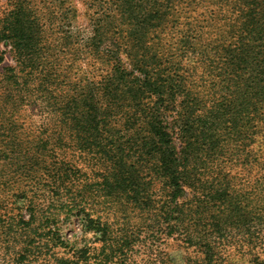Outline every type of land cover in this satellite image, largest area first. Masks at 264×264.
<instances>
[{"label":"trees","instance_id":"trees-1","mask_svg":"<svg viewBox=\"0 0 264 264\" xmlns=\"http://www.w3.org/2000/svg\"><path fill=\"white\" fill-rule=\"evenodd\" d=\"M93 1L95 7H105L101 13L110 17L107 24L115 27L112 35L118 36L107 35L100 23L93 29L89 44L99 65L106 66L93 68L100 76L88 85L91 87L84 91L86 97L75 99L67 95L58 123L63 127L69 124V130L60 128L47 136L34 132L29 147L18 152L12 149L11 156L0 155V180L10 175L8 172L19 177L7 179L3 190L16 188V198L20 201L10 213L0 214V246L3 244L7 249L10 245L19 246L15 251L10 249L11 255L7 254L9 252L4 255H10L11 264L126 261L134 243L142 240L141 233L147 228L143 227L138 236L126 229H114L106 215L110 206H116L124 214L132 210L151 221L150 232L156 235L152 241L159 240V233L165 232L169 237L177 236L183 243L203 248L198 259L186 257L183 264H220L213 261L216 237L219 239L222 229L243 225L247 213L241 208L237 194H233L226 175H220L223 171L218 170L214 176L206 167L224 151L214 153L211 147L217 146L212 139H201L197 126L195 130L192 128L198 118L193 119L192 85L187 81L196 79L197 64L209 67L208 63L213 62L200 46L201 39L208 35L206 28L222 43L217 44L214 54L226 55L222 63L228 68L232 65L233 74L240 70L249 75L246 80L254 86L249 96L241 98L240 109L236 114L233 112V117L227 120L224 112L216 123L230 124L228 129L236 135L238 119L246 113L247 126L253 130L246 140L254 142L257 134L254 129L264 114V0ZM22 17V12L18 11L4 20L3 30L14 57L23 60L28 57V61L35 64L36 45L31 43L32 39L24 37ZM168 18L172 24L170 31L176 34L166 42L171 43L170 40L179 35L176 50L182 54L192 51L200 57L186 77V70L181 71L179 67L181 60L175 59V55L172 59V45H167L165 38L158 35L165 32ZM122 27H127L126 36L118 32ZM151 31L155 37L148 38L146 32ZM129 43H133V47L141 45L142 52L135 51ZM163 61L168 62L169 68ZM200 80L203 81L202 76ZM109 98L128 102V107L133 105L137 110L147 107L151 116L141 127L138 149L132 146L127 153L124 150L113 153V143H105L99 136L104 128V117L109 113L97 101ZM108 103L106 101V106ZM53 109L58 112L55 105ZM81 114L83 121L77 119ZM170 115H174L175 129L166 126ZM130 118L126 121L128 126ZM75 130L78 134L92 133L85 137L74 136ZM11 134L10 140L8 134V139L1 142L15 144V129ZM173 134L181 141L179 149ZM72 149L95 156L102 166L99 181L80 182L71 160L66 158ZM129 152L134 154L131 165ZM7 158L9 162L1 163ZM70 220L79 225V232L72 239L62 235L63 223ZM165 258L167 261L159 258L154 264L171 262L170 257Z\"/></svg>","mask_w":264,"mask_h":264},{"label":"rangeland","instance_id":"rangeland-1","mask_svg":"<svg viewBox=\"0 0 264 264\" xmlns=\"http://www.w3.org/2000/svg\"><path fill=\"white\" fill-rule=\"evenodd\" d=\"M94 3L96 2L93 0H0V155L11 156L12 149L18 152L23 151V147H29L28 142L31 141L34 132L47 136L54 134L60 128L63 131L69 130V124L63 127L58 123L61 119L60 108L65 105L67 95L74 96L75 99L86 97L87 92L84 91H87L91 87L88 85L100 76L94 73L93 68L104 69L106 66L102 63L99 65L100 61L94 57L95 54L89 44L93 29L100 23L107 35L115 33V27L111 28L107 24L110 17L106 18L107 14L101 13L105 7L97 2L100 5L97 8ZM18 11L24 16L22 17L24 37L32 39L31 43L36 45L35 55L38 58L34 59L35 64L30 63L28 57L24 60L14 57L12 47L7 42V33L3 30L5 26L2 22L10 19ZM107 13L110 12L107 10ZM170 20L168 18L169 24L165 32L158 28V31L162 32L158 35L165 38L167 45H172V59L175 55V59L181 60L179 67L181 71L186 70V77L191 68L195 67L193 63H196L200 57L192 51L184 55L176 50L179 48L177 47L179 35L170 40L171 43L166 42L176 34L170 31L172 25ZM178 22H182L181 18ZM204 30L208 35L201 39L200 46L209 54L213 62L208 63L209 67L197 64L196 79L187 81L192 85L190 90L193 100L191 110L194 112L193 119L198 118L197 125L193 122L192 128L195 130L197 126V133H202L201 139H212L217 146L211 147L214 153L218 150L224 151L222 156L218 159L215 157L216 159L214 158L206 167L214 176L218 170L223 171L220 175H226L233 194H237L241 208L247 213L243 225L222 229L221 234L218 235L219 239L216 237L217 241L214 245L217 249L213 261L220 264H254V262L264 264V114L263 117H259L261 121L254 129L257 134L252 143L246 140L247 136L253 133L250 128L252 131L250 134L247 126L249 117L246 113L238 119L239 134H232V130L228 129L230 124L222 126L216 123L224 112L227 113V120L229 116L233 117V112L236 114L240 109L241 98L249 96L254 86L252 82L246 80L249 75H244L240 70L233 74L231 71L233 66L230 65L228 68L222 63L226 55L222 52L214 54L217 44L222 43L215 34H210L206 28ZM118 32L126 36L127 27L119 28ZM146 33H149L148 38L155 37L153 31ZM129 45L133 47V43ZM141 47L137 44L133 49L140 53ZM163 64L169 68L168 62L163 61ZM30 71L37 72L30 73ZM201 76L203 81L200 80ZM231 77L233 80H229ZM100 93L102 96V91ZM95 97L98 98L99 95L96 94ZM106 101L109 102L108 106L105 104ZM106 101H97L98 105L109 113L104 117L105 123L102 125L104 128L101 129L99 136L105 143H113L111 148L113 153L123 150L127 153L132 146L134 150L138 149L139 135H142L141 127L151 116L147 107L137 110L133 105L130 108L128 102L119 99L109 98ZM53 105L58 112H55ZM80 113L81 110L77 116ZM173 116L166 118V126L175 129L174 124L172 125L176 123ZM129 117L131 118L128 126L126 121ZM77 119L84 120L82 114ZM14 129L16 143L1 142L8 139V134L10 140ZM69 133L74 135L73 131ZM91 133L78 134L75 130L74 136L85 137ZM238 135L239 138L236 137ZM173 141L179 149L181 141L176 134H173ZM72 150L66 158L68 161L71 160L69 162L72 163V168L80 182L99 181L98 175L102 171V166L95 160V156L88 151ZM129 156L131 165L134 162V154L129 152ZM9 159L1 160V163L6 164ZM8 173L10 175L0 180V214L3 216L20 204L16 198V188L3 190L7 179H19L13 172ZM106 220L114 229L121 228L136 232L135 236H138L139 231L142 232L143 227L147 228L141 233L142 240L134 243L132 253L126 261L114 262V264H154L159 258L167 261L166 255L171 258V262L166 264H183L186 257L196 260L201 255L200 251L202 252L203 248L197 246L198 244L188 245L177 236H167L165 232L159 233V240L152 241L151 239L156 235L150 232L151 221L148 222L147 218L144 219L135 211L128 210L127 214H124L121 208L110 206L107 209ZM78 232L79 225L75 220L63 223L64 238L72 239ZM2 246H0V264H11L10 249L14 248L15 251L19 246L10 245V249L3 244ZM5 253L10 255H4Z\"/></svg>","mask_w":264,"mask_h":264}]
</instances>
